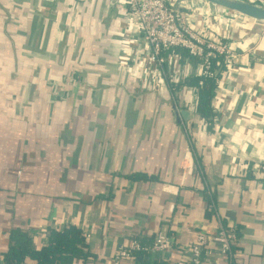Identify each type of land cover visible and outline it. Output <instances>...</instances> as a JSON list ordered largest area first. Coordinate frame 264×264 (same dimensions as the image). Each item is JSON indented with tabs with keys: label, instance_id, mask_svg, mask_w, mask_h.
I'll list each match as a JSON object with an SVG mask.
<instances>
[{
	"label": "crops",
	"instance_id": "obj_1",
	"mask_svg": "<svg viewBox=\"0 0 264 264\" xmlns=\"http://www.w3.org/2000/svg\"><path fill=\"white\" fill-rule=\"evenodd\" d=\"M168 1L241 54L221 74L210 122L189 108L197 62L170 49L159 82L153 65L130 63L123 7L0 0V264L12 229L40 249L68 226L95 264L160 233L170 250L121 264H184L199 234L222 227L238 235L231 264H264V23Z\"/></svg>",
	"mask_w": 264,
	"mask_h": 264
},
{
	"label": "built area",
	"instance_id": "obj_2",
	"mask_svg": "<svg viewBox=\"0 0 264 264\" xmlns=\"http://www.w3.org/2000/svg\"><path fill=\"white\" fill-rule=\"evenodd\" d=\"M101 1V0H95ZM112 6H121L125 10L126 35L131 44L128 45L130 63H141L143 68L152 67L151 82L163 79L161 67L167 62L166 53L171 48H181L198 60L197 77L213 78V61L223 65L225 69L234 68L241 54L230 45L217 40H207L192 27L190 16L183 11L184 5L170 4L168 0H105ZM254 2V0H251ZM207 5L196 10L198 15L207 16ZM210 20L220 22H236L232 13L216 9ZM148 66H147V65ZM220 78L216 81L219 86ZM217 89V88H216ZM215 97L213 102H215ZM199 91L195 87L191 91L189 108L198 114ZM214 110V104L212 105ZM264 169V167H263ZM85 237V236H84ZM238 243V235L232 229L221 228L214 235L199 234L190 248V257L184 264H205L208 257L227 259L232 262L233 247ZM172 248V241L164 234L157 235L151 247L139 240H134L122 249L112 264H121L127 259H134L138 252H166Z\"/></svg>",
	"mask_w": 264,
	"mask_h": 264
},
{
	"label": "trees",
	"instance_id": "obj_3",
	"mask_svg": "<svg viewBox=\"0 0 264 264\" xmlns=\"http://www.w3.org/2000/svg\"><path fill=\"white\" fill-rule=\"evenodd\" d=\"M172 52L182 53L183 58L195 61L185 49L171 48ZM213 78H191V84L199 91L198 111L200 115L210 122L214 116L213 100L217 88L216 81L225 70L223 65L213 61ZM236 233L237 231L234 230ZM149 254V251L138 252L139 255ZM98 257L92 253L84 238L83 232L76 226H68L63 230H52L48 244L38 249L35 246L31 233L24 229L14 228L9 233L8 250L5 253V264H75L81 261L83 264H95Z\"/></svg>",
	"mask_w": 264,
	"mask_h": 264
},
{
	"label": "water",
	"instance_id": "obj_4",
	"mask_svg": "<svg viewBox=\"0 0 264 264\" xmlns=\"http://www.w3.org/2000/svg\"><path fill=\"white\" fill-rule=\"evenodd\" d=\"M196 10L201 9L203 4L207 5V16L214 15L216 9L225 10L233 14L235 23L241 24L245 20L264 23V5L255 4L247 0H191ZM191 111H182L184 119L188 121Z\"/></svg>",
	"mask_w": 264,
	"mask_h": 264
},
{
	"label": "rangeland",
	"instance_id": "obj_5",
	"mask_svg": "<svg viewBox=\"0 0 264 264\" xmlns=\"http://www.w3.org/2000/svg\"><path fill=\"white\" fill-rule=\"evenodd\" d=\"M248 1H250V0H248ZM254 3L255 4H261V5H264V0H256V1H254Z\"/></svg>",
	"mask_w": 264,
	"mask_h": 264
},
{
	"label": "flooded vegetation",
	"instance_id": "obj_6",
	"mask_svg": "<svg viewBox=\"0 0 264 264\" xmlns=\"http://www.w3.org/2000/svg\"><path fill=\"white\" fill-rule=\"evenodd\" d=\"M198 114L200 115V113L198 112Z\"/></svg>",
	"mask_w": 264,
	"mask_h": 264
}]
</instances>
